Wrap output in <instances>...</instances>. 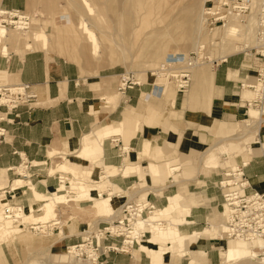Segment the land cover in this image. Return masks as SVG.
Returning <instances> with one entry per match:
<instances>
[{"label": "rangeland", "instance_id": "1", "mask_svg": "<svg viewBox=\"0 0 264 264\" xmlns=\"http://www.w3.org/2000/svg\"><path fill=\"white\" fill-rule=\"evenodd\" d=\"M89 1L91 5L90 9L83 6L81 0H0V11L1 9L22 11L24 16L29 17V26L27 28L34 25V27H36V24H38L36 28H42L50 38V47L48 51L39 48L30 51L28 47H24L25 43L21 38V36L23 37L21 32L24 30H15L16 27H14V25L7 26V29L14 31L15 39H20L16 40L18 41L17 43H10L9 55L2 56L0 54V70L8 72L12 76L5 82H1L0 80V84L20 85L22 82L16 79L12 75V72L8 70V64L14 57L23 58L26 54L34 52H43V54H45L46 64L49 63L51 66L55 64V58L73 62L78 65L82 71V75H98L100 73L102 77H114L128 72L136 77V82H141L142 85L146 84V86H149V84L153 85L142 91L133 90L131 96L128 93L129 98L131 97L130 100L123 95V98H120L118 104L120 110L123 112L130 107H138L143 94H151L146 111L150 106L153 108L155 104L161 106V103L163 107L161 108L162 110H160L161 113L153 108V116L157 119L154 121L145 119L143 126L156 127L153 124L159 122L158 119L167 116L168 124H170L168 143L174 150L176 149L177 152L175 153L177 159L181 157L178 153V143L185 144V142L187 144L191 143V145L197 149L193 152H198L196 155L198 159L193 163V168L189 170H186V168L184 170V168L177 163V165L183 169L177 171V178L171 176L166 183L160 187L165 189L160 199L159 197L150 195L151 192L146 190L148 186L151 188L154 187L153 183H149L148 180L143 185L141 184L140 187L134 183L130 188H124L123 190H125L127 194L123 196L126 199L122 200L123 207L120 210V215L122 216L114 221H110L98 216L99 214L94 203L96 199L93 201L94 206L92 203H82L81 208H79L76 206L75 202H69L64 195L65 192L57 194L59 192L57 191L52 196L48 195L51 193L50 189L57 188L63 180L62 177L65 176L60 172H55L51 175L50 170L52 168H57L61 163H65V159L76 161V159H73L71 156L63 155L65 153V141L68 139L57 138V140L53 142L49 141L45 144L47 149L49 148V151H57V154H54V158L49 157L50 152L44 151L30 152L28 157L14 156L13 152H7L6 149L0 146V172L4 169L11 168V170L8 171V178L10 181L23 178L31 183L29 186H24V181L22 180L23 182L18 186L14 185L15 181L12 182V184L5 183L0 185V189H5L0 192V195L3 196V198L0 199L4 203L23 209L36 206L37 203L33 191L30 190L31 187H34L37 192L45 194L44 196L54 199L57 196H64L67 201L57 205L56 208L58 217L56 219H59L58 222L61 224L53 227L56 221H50V224L38 225L40 227L39 230L34 228L37 226L19 225V230L17 229L18 234L9 235L11 236L10 238L9 236H6V238L0 236V240L3 239L0 245L3 248L6 259V261H4V259L0 257V264H150V260H148L145 255H141L138 260L136 259L133 251L139 248V243L137 238L127 239L128 235H126V232L133 231L134 219L137 220L139 218L146 220L151 212L158 211L164 206L166 207L168 205L167 197L178 193L181 188H185L186 195L178 194V204L185 209V219L189 222L179 226L183 234L188 235L194 232H202L205 229L212 230V228L215 225L218 226L219 223L226 225L225 227L227 228L235 229V232L221 233L219 231L221 237H216V239L209 237L206 230L204 236L206 237L205 241L198 242L195 246V250H201V252L206 251L207 256L202 255L201 252H197L194 253V255L183 257L182 255H187L191 252L187 254L181 253L182 255L179 260L171 261V263L167 264H191L192 261H195L196 264H220L221 252L225 249L226 240L238 237L245 238L241 235L242 233L236 232V230H245L246 225H250V222H245V219L242 217V212L247 210V208L245 209L244 207H250V204L246 202L239 203L237 207H234L237 212L236 215L231 216L230 220L229 217L225 218V203L227 204L228 201L225 184L222 185V183L234 180L226 175L227 171L231 170L236 165L237 170L241 168L240 170L244 172L243 161L247 158L245 156H248L250 150L255 153V149L259 144V132L256 133L257 135L254 132L258 130V123L264 120V117L261 119L259 116H249L247 112L252 107L246 105V108L242 109V114L238 117L233 116L231 119L225 117L214 118L213 109H215V107H213L202 94V92L208 90V87L198 85L196 81L198 77L196 75L198 69L208 63L213 64V70L214 73H216V63L226 59L230 55L240 54L238 56L241 57V59L239 60L238 67L235 69L241 67V62L244 64L247 61L252 70L247 73L244 80V77L236 79L235 84L243 80L254 85L258 78V71L264 69V57H261V54L264 55V42L260 39H264V28L261 29L259 27L260 24H258L260 14H255L256 10L253 11V13L257 15V18L256 21H254L256 33L252 38L249 37V39H247L245 36V25L249 23L247 22V24L232 26L238 33V37L223 42L224 32L227 28L218 27L215 29L220 30H211V27H209V29L205 26L206 29L201 30L202 26L199 25V21H197V23L195 22L196 24H189L187 10L189 0ZM260 4V0H253L255 9H257ZM201 12H203V6L198 9L195 21L198 20ZM258 12L260 11H257V13ZM253 13L249 15V19L253 16ZM82 16H84L91 25L92 30L99 40V44L101 41L106 42V44L101 45L103 50L102 53L105 51L106 54H99V57L98 55L95 57L91 54L92 42L87 39V36L82 30V20L80 19ZM136 17L141 18L142 22L137 21ZM209 32L213 34L210 35ZM38 45L40 46V44ZM246 45H249V47L246 48ZM155 52L156 54H160L159 60L152 57ZM194 52H198L200 57L196 59L192 68H188L187 73L191 81L188 85L181 84L184 86L186 85L183 92H179V86L174 80L170 79V74L166 75V78L152 75L156 70L158 71L165 65H168L166 63L169 62L171 57H178L184 60ZM174 66L180 67L179 65ZM158 78H163L164 83L160 86H155L154 83L158 81ZM246 82L245 84L242 82L240 87L249 85L246 84ZM118 86L119 78H116L113 92L117 91V88H119ZM243 87H237V91L243 94V96L244 92H248L249 90L253 91V89H246ZM9 88L13 89L14 87L12 86ZM32 89L35 91L34 88ZM191 89H194L196 92L192 94L191 101L187 102V93ZM211 90L215 91L217 99L222 96L220 90L214 85V79L213 87L210 91ZM174 92L177 93L178 108H180L183 103V109L180 115L183 119L185 118L184 120L178 119L176 113H172L171 104H174L175 101L172 103L170 97H172L171 95H173ZM99 95L100 91L97 92V98H100ZM38 96L39 98L37 101L22 106L31 109L35 106L43 105L40 94ZM252 96V98L255 99V92ZM254 99H251V101ZM108 102L109 101H107L105 105H110L107 104ZM87 103H92L97 108L101 104L98 100H92ZM3 108L5 107H0V110ZM87 108L88 107L83 104V109ZM260 109L261 108L254 107V110ZM15 110L17 109L10 111ZM140 116L141 115L138 116L137 120H139ZM245 120H249L253 125H251V129H244L243 123ZM222 122L232 123V125H221ZM106 124L109 123L105 122V125ZM159 136V133H155L153 140H157L156 138ZM177 136H179L178 141L176 139L178 138ZM4 137L0 140V145L5 142ZM172 137L175 139L173 138L171 141L170 139ZM195 140H200V146L194 145L192 141ZM136 143L137 146L134 145L135 149L140 147L139 143H141V141H137ZM117 145L118 152L125 155L126 152L119 147V144ZM235 147L238 149H235ZM42 149L44 150L45 148ZM183 150L185 151L186 149L182 148V151ZM213 150L217 152H213ZM164 152H168V149ZM212 154L216 155L215 159L218 161L217 163L209 159L213 156ZM76 156L78 157V154ZM146 160L149 161L152 159L148 156L144 160H141L139 166L140 171L141 169H145ZM83 165L86 168H83L81 172H79V170L73 172L64 170V165L61 167L60 170L63 173L72 174L65 176L70 179L71 186L66 185V189H62L61 186L62 190L68 191L70 190L69 188L79 189V184L76 179H83L80 178L81 175H89V171L91 173V169L95 166L89 162L83 163ZM141 166L143 168H141ZM21 168L25 171L24 175L19 171ZM120 173L121 171L118 172V174ZM99 174H103L101 170ZM72 176L75 178L72 179ZM109 180L113 184L112 180ZM63 183H65V178ZM89 183L94 184L92 181H89ZM254 183L255 182H250L248 185H250V187L253 186L254 192H259L255 188ZM72 191L75 190L72 189ZM188 191L195 196L190 195ZM107 195L108 192L103 193V197L107 198ZM115 197L118 196L116 195ZM192 197L193 199L196 198L197 206L191 208ZM81 199L82 198L77 199L76 202L79 204ZM190 209L191 212H189ZM188 214L189 216H187ZM181 216L182 215L175 219L181 220ZM155 221L158 222V220ZM170 223L171 225L177 224L171 221ZM162 224L166 225L165 222H162ZM21 235L23 236L22 238H20ZM139 236H142L141 239L143 240H149L152 235L146 232L144 233V230L140 229ZM245 239L251 240L253 237H247ZM27 240L30 241L25 242ZM130 241L131 243H128ZM81 245L85 246L82 248L83 250L78 248L73 254H67L68 248H70L69 251H71L73 247ZM256 251L259 252V259L264 258V249H257ZM65 254L70 256V259L68 261H60L59 257Z\"/></svg>", "mask_w": 264, "mask_h": 264}, {"label": "crops", "instance_id": "2", "mask_svg": "<svg viewBox=\"0 0 264 264\" xmlns=\"http://www.w3.org/2000/svg\"><path fill=\"white\" fill-rule=\"evenodd\" d=\"M41 54H43V52H39V53L34 52L31 54H26V56H24L23 58L14 57L8 64L7 67L8 70L12 72V75L16 79H19L22 83L29 84L35 89L38 95L40 94L43 105L37 107L35 106L34 108H31L32 110L29 109L28 107L26 108L25 106H21L15 111H10L7 108L1 109L0 126H2L6 130V134L4 137L5 142L2 143L0 146L6 149L7 152H13L14 156L18 155L19 157L20 156L28 157L30 152L44 151V152H50L49 157L51 158L50 155L52 153L56 155L57 151L56 150L49 151L48 150L49 148L47 149L45 144L48 143L49 141L53 142L57 140V138L68 139L65 141V147H64L65 153L63 155L71 156L73 157V159H76V161L65 159V163L59 164L57 168H52L50 170L51 171L50 173L52 175L55 172H60L65 176H69L72 174H65L60 170L63 165L69 167L71 166V164L72 165L77 164L80 167L79 172H81L82 171L81 169L86 168L84 167L83 163L89 162V161L85 162L83 159H79L76 156L79 150L78 148H80L81 142L84 140V138L93 134H99L100 132L109 129L110 126H116L122 121L124 117V113H126L129 109L138 108L139 105L138 107H130L122 112L118 106L121 98L120 96H118L119 88H117L116 92H113L116 80L114 82V85L110 87V89L106 87V82H104V79L113 78V77L111 76L102 77L100 73L98 75H82V71L80 70L78 65H76L73 62H68L64 59L62 60L60 58H55L56 60L55 64L51 66L49 65V63L46 64L45 54L43 55ZM238 55L240 54L230 55L227 57L226 60L225 59H223V61L220 60V62L216 64L217 72L214 73V78H213L214 85L216 88L220 90L222 96L218 98L221 101V106L219 108L213 109L214 118L225 117L231 119V117L233 116L238 117L239 115L242 114V109L246 108V105L248 106L249 103L251 102V100H247L252 98L251 94H249L248 92H244V96H243V94H240L237 91V87L242 88L240 87V84L242 85V82H244L243 84H245L246 81L243 80L245 79L247 73L252 70L249 62L247 61L244 64L241 62L242 64L241 67L235 69L238 67L239 60L241 59V57H239ZM0 71L6 72L2 70ZM9 77L10 78L12 77L11 74H9ZM114 77L119 78V84H120V76L118 75ZM241 77L242 78L244 77L243 80L238 81L237 84H235L236 83L235 80ZM246 84H251V83L246 82ZM151 85L153 84H149V86H146V84H143L142 86H136L131 90H127L124 96L126 98H129V95L130 96L132 95L133 90L142 91L147 87H151ZM98 91H100V95H99L100 98H97L96 96ZM130 99L131 97L129 98V100ZM92 100H98L101 102L98 108L94 106V104L92 103H87ZM107 101L110 102V105L108 106L105 105ZM83 104L86 105V107L88 108L83 109ZM182 104L181 107L178 108L177 93H176L175 103L171 104V110L172 113H176L177 118L180 120L185 119V118L183 119V117L180 115L183 109ZM160 105L161 106H159V104H155L153 105V108L158 112H160V110H162L161 108L163 107V104L160 103ZM263 106L264 103L260 105L258 108L263 109ZM153 108L152 106H150V108L139 117L137 132L135 136L130 139L128 147L126 146L122 138V135H116V136L113 135L102 142L101 145L102 152H99L97 160L89 162L91 164H94L95 166L97 165L99 166L100 168L99 173L100 170L102 173H104L107 167L115 168L117 170L116 172L117 174H114V176L113 175L108 176L104 180V183L106 185L105 190L108 192L107 196H109L111 193L114 196L117 195L122 200H124L126 198L123 196L127 194V192L123 190L124 188H130V186H133L134 183H136V185H139L140 187L141 185V180L139 177L140 174L139 175L133 174L134 171L140 172L139 169L140 162H137L136 159L138 154L143 151L145 142L147 140L153 141V137L155 133L160 134V136L156 139H161L162 141L167 142V145L169 144L168 141L166 140L167 139L166 135L168 137L170 135V127H169L170 124H168L169 122L167 116L162 119H158L159 122H155L153 124L156 127H150L146 125L143 126L145 119L149 121H154L157 119L154 118L153 116ZM251 110L254 109L251 108L247 112L249 116L251 115L252 112ZM105 122L109 124L105 125ZM234 124H239V123H234ZM221 125H232V123L222 122ZM177 137L178 138L176 139L178 141L179 136ZM258 137H259V144L255 149V153L254 155L253 153L250 155V161L247 164H245L243 167L246 178L250 182H255L254 183L255 188L259 192L264 193V120H262L260 123ZM173 138L174 137H172L170 140L172 141ZM74 139H78V140H74ZM137 141L138 142L141 141V143H139L140 147L135 149L134 145L137 146L136 143ZM192 142L194 143V145L200 146V140L198 141L195 140ZM117 144H119V147L122 148L124 152H126L125 155L124 154L122 155V153L118 152L119 150L117 149L118 146ZM178 145H179L178 153L181 156L180 159L179 158H178L179 160L177 159L175 153L177 151L176 149L174 150V148H172L170 144L168 146V152H166L167 155L169 154L168 157L176 161L180 166L184 168V170L185 168L186 170L193 168V163L196 162V159H198V157L196 158L198 152H193V151H196L197 149L194 146H192L191 143L188 144L186 142L185 144L178 143ZM42 148L45 149L43 150ZM182 148L186 149L185 151L188 152H185L184 150L182 151ZM33 162H37V161H33ZM148 162L154 163L155 161L149 160L147 161L145 166L148 164ZM95 166L91 170L95 169L96 168ZM9 170H11V168L4 169L0 172V185H3L5 183L12 184V182L19 179L24 181V186H29L31 184L30 182H27L23 178H18L13 181H10L8 178ZM19 171L21 172L22 175L25 174L23 168H21ZM119 171H121L120 174H118ZM126 174L128 175L126 176ZM65 176L62 177L63 180L65 178L64 185L71 186L70 179ZM73 178L75 177L72 176V179ZM109 179L112 180L113 184ZM63 180L61 181V184L57 188L55 189L51 188L50 189L51 193L48 195L52 196L57 191H59L57 194L65 192L64 195L67 197L69 202L70 201L75 202L76 206L79 208H81L82 203H92L94 206L93 201L95 199L100 198L98 193H94L90 196L91 199L90 198L84 200L81 199V202H79L78 204L75 200L81 197V194L78 191H72V192L60 191L61 186L63 185ZM153 185H154L153 188L148 186L146 190L151 192L150 195H153L154 197H159L160 199L161 196L164 194L163 191L165 189L160 188L162 187L161 184H153ZM30 190L33 191L34 198L35 197L37 198L35 194L45 195L37 192V190L34 187H31ZM106 191H104L103 193H105ZM70 194H74V195H70ZM178 194L186 195L185 188H181V190L178 193L170 197H177L179 196ZM189 194L194 195L190 192ZM168 199L169 196L167 197V200ZM191 200H192L191 208L193 206H197L196 198L193 199L192 197ZM189 212H191V209ZM189 214L187 216H189ZM98 216L110 221H114L122 215L114 219L109 217L107 218L106 216H102V215H98ZM185 217H186L185 214H183L180 217L182 222L174 224L172 225V227L179 230V232L183 236H192V234L194 235L196 233L198 234V239L195 243L190 245L191 253L187 255H182L183 257L188 255H193V253L201 252V250H195V246L198 242L205 241L206 239V237H204L205 231L208 230L205 229L202 232H194L188 235L183 234L179 229V226L184 223H189L185 219ZM140 229H143L144 233L146 232L151 234V232H148L149 230L144 227L141 228L139 227L137 234L136 232H134L133 229L134 234L131 238L132 239L137 238V241L139 243V248L133 251L134 254L135 251L140 250L141 245L145 244V242L147 241L141 239L143 235L138 236ZM162 246L164 247L165 245L162 244ZM166 246L169 247V245ZM202 252H205L207 256L206 251H202ZM141 255H145V257L148 260L150 259L149 255L143 251H141L139 254H135L136 259L137 260L140 259ZM180 256L181 255H178L176 253L172 254L168 258V260H165L164 262H162V264H167V263H171V261L179 260ZM150 264H152L151 259H150Z\"/></svg>", "mask_w": 264, "mask_h": 264}, {"label": "bare ground", "instance_id": "3", "mask_svg": "<svg viewBox=\"0 0 264 264\" xmlns=\"http://www.w3.org/2000/svg\"><path fill=\"white\" fill-rule=\"evenodd\" d=\"M206 1L207 0H200V1L189 0V2H188V9H187L188 10V16H189L188 22H189V24L190 23L196 24L197 21H199V25L202 26L201 30L206 29L205 23H206V19L208 17V14H209L207 11V8L205 7ZM81 3L83 6L87 7L88 9L91 8L89 0H81ZM202 6H203V12H201L198 20L195 21V18L197 15L196 13L198 12V9ZM0 13H1V11H0ZM119 15H121V14H119ZM256 16L257 15L253 14V16L249 19V23L247 25H245V30H246L245 36L247 39H249V37L252 38L254 36V34L256 33L255 32V22H254V21H256V18H257ZM22 19H24L23 16L21 17V20ZM80 19L82 20L81 27H82L84 34L87 36V39L91 40V42H92L91 43V46H92L91 54L94 55L95 57H97L96 55H98V57H99V54L100 55L106 54L105 51L102 53L103 50L101 48V45L106 44V42L101 41L99 44V40L96 37V35H95L94 31L92 30V27L89 24V22L87 21V19H85L84 16H82ZM137 21L142 22V19L137 18ZM20 23L24 24L23 21H20L19 23H16V24H20ZM34 24H36V23H34ZM28 25H29V23H28ZM36 25L38 26V24H36ZM34 26L29 27V28L24 27V26H20V27L17 26L15 28V30H18V31L24 30L21 32L23 35V37L21 36V38H22L23 42L25 43L24 47L25 48L28 47L29 48L28 50L34 51V50L39 48L41 50L48 51L49 47H50V38L47 36V34L45 33V31L42 28H36L37 26L36 27H34ZM214 30H220V29H214ZM209 34H210V32H209ZM212 34L213 33H211L210 35H212ZM237 35H238V33L232 27H229L224 32L223 42H226V40H229V39H231V40L235 39L238 37ZM19 36H20V34H19ZM15 38L16 37L14 35V31L9 30L6 27L0 26V54L2 56L9 55L10 43H17L18 41H16V40L20 39V38L19 39H15ZM260 39H261V41L264 42L263 38H260ZM38 44H40V46ZM245 47L248 48L249 45H246ZM107 53H111V52H107ZM263 53H264V51H263ZM122 56H124V55H122ZM152 57L156 60H159L160 54H156V52H155V53H153ZM167 66H169V65H167ZM188 68H192V67H188ZM188 68H187V70H188ZM156 71L152 74L153 76L166 78V75H169V73L159 74V70L157 72ZM185 76L190 77L189 74H186ZM196 76L198 77L196 80L198 82V85H201L202 87H204V86L208 87L207 91L202 92V94L205 96L206 100L208 99V102L213 107L219 108L221 106V101L219 99H217V96L215 95V91H213V90H211L212 92L210 91V89L213 87V78H214L213 64L208 63L204 66H201L198 69ZM9 78H10L9 74L7 72H1L0 71L1 82H5L6 80H9ZM115 80H116V77L104 79V82H106V87H108V89H110V87H112L114 85ZM139 83H141V82H139ZM163 83H164V79L158 78V81H156L154 84H155V86H160ZM21 85L22 84H20V85H16V84H13V85H3L2 84L1 85L0 84V87L1 86H8V87L13 86L14 88H16V87L21 86ZM180 85H178L179 89H180ZM243 86L246 89L247 88L250 89L252 84L243 85ZM13 90H16V89H13ZM195 92L196 91L194 89H191L190 91H188L187 97H186L187 102L191 101L192 94ZM118 93L122 99L124 94L120 91V84H119ZM248 93L253 95L254 91L249 90ZM171 96L172 97H170V101H172V103H174L175 97H176V92H174V94ZM150 97H151V94L143 95V97L140 101L139 107L129 109L126 113H124V117H123L122 121L119 124H117L116 126H110L109 129L106 128L107 130L102 131L99 134H93V135L85 137L84 140L81 142L80 148H78L79 150L77 153L78 154L77 158H81L85 162L97 160L99 152H102L101 151L102 142L104 140L108 139L109 137L113 136V135H115V136L116 135H122V138H123L126 146L128 147L130 139L135 136L137 129H138L137 124L139 123V120H137V118L139 115H142L143 113L146 112ZM255 98H256V96H255ZM251 99H254V98H251ZM107 104H110V103L108 102ZM252 109H254V107H252ZM251 115H252V117L253 116H259V118L262 119L264 117V106H263V109L252 110ZM260 123L261 122L259 121L258 130L254 132L255 134L257 132H259ZM251 125L252 124L249 122V120L244 121V123H243L244 129H249V128L251 129ZM164 130H165V128H164ZM243 132H244V130H243ZM241 133H242V131H241ZM233 134H234V132H233ZM122 138H121V140H122ZM166 138H167L166 140L168 141L169 137L167 135H166ZM240 138H242V137H240ZM223 141H224V139H223ZM227 142H229V141H227ZM123 146H125V145H123ZM67 147H68V145H67ZM167 149H168L167 142L162 141L161 139H157V140H153V141L147 140L145 142L143 151L138 154L136 160H137V162H141V160H144L145 158L150 156V158L155 162L154 163H148L146 165V168L141 169L140 172L134 171L135 174H138V175L140 174L139 177H140L142 185L145 182H147V180H148L149 183L161 184L163 186L171 176H174L175 178L178 177V175L176 174L177 171H179V170L181 171V169H183V168L180 167L179 165H177L176 161H174L168 157L169 154L167 155V153L164 152ZM235 149H238V148L235 147ZM211 150H212V148H211ZM213 152H217V151L213 150ZM249 153L250 154H248V156H245L247 158L243 161V165L247 164L250 161V155L252 153L254 154V152H252V150H250ZM212 155L213 156L209 159L216 161V159H215L216 155H214V154H212ZM50 156H51V158L54 157V153H52ZM203 159H201V160H203ZM217 162L218 161H216V163ZM95 167H96L95 169L91 170V173L89 171V175H81L80 178H83V179H80V180L76 179V181L79 184V189L69 188L70 190H68V192H71L72 189L75 191H78L81 194L80 198H82V199H88V198H90V196L92 194L98 193L100 198L96 199L94 202L95 208H96L98 214L102 215V216H106L107 218L109 217V218L114 219V218L120 216V214H121L120 210L123 207L122 199L120 197H115L111 193L109 196H107V198H105V197H103V192L106 191L105 190L106 185L104 183L105 178H107L108 176H112V175L114 176V174H117L116 169L107 167L105 169L106 171H104L103 174H99L98 173V170L100 169L99 166L97 165ZM63 168H64V170H70L72 172L75 170L80 171V169H79L80 167L77 164L71 165L69 167L63 166ZM141 168H143V167L141 166ZM215 168H217V167H215ZM232 169L234 172H237V165L235 167H233ZM127 175L128 174H126V176ZM236 176H237V181L242 180L241 176H238V174H236ZM98 180H99V182H95ZM89 181L94 182V184L89 183ZM22 182H23L22 180H16L14 182V185L18 186ZM64 184L65 183H63V185H62V189H66V185H64ZM224 184H225L224 185L225 191L227 192V194L233 193L234 191L239 190V192L237 194H231V195L229 194L228 197H232V196L235 197L237 195H238V197L241 195L242 196L243 195L244 196L249 195V194H251L252 190H254L253 186L252 187H245V188L235 187L234 185H232L230 183V181H225ZM62 189L60 191H65ZM4 190L5 189H0V192H2ZM151 190H153V189H151ZM35 195L37 196V198L35 197L36 198L35 201L37 204H36V206L31 207L29 209L13 207L12 205H8V204L4 203L0 199V236L1 237L6 238V236L8 237L9 235L18 234L17 229L19 228V225L20 226H22V225L37 226L34 228L39 230L40 227L38 225L46 224V223H49L50 221H56V223L53 224V227L55 225L61 224L60 222H58L59 219H56V218H58L56 208H57V205L67 202L66 199L64 198V196H60V197L57 196L54 199L52 197H48V196H44V195H39V194H35ZM76 195H77V193H76ZM0 198H3V196L0 195ZM77 199H79V198H77ZM77 199H75V200H77ZM229 199H230L229 200L230 202H233L232 205H238L237 200H235V199H237V197H235V199L234 198L233 199L229 198ZM178 200L179 199H177V197H169V199L167 200L168 205L162 209H159L158 211L151 212L149 214V217H147L146 220H144V219L142 220L139 218L137 220H135V219L133 220L134 221V223H133L134 232H136V234H137L139 227L140 228L144 227V228L148 229L149 230L148 232H151V234H152L151 239L147 240L145 242V244L141 245L140 250L135 251V254H139L141 251L146 252L150 257L152 264H162V262H164L165 260H168V258L172 254H175V253L178 255H182L181 253H183V254L190 253V249H189L190 245H192L193 243H195L197 241L198 234L195 233L194 235L192 234V236H183V235H181L179 230H177L175 228L173 229V227L170 223V221L174 222V223L182 222L181 220L175 219V218L179 217L180 215H183L185 212V209L179 206ZM230 205H231L230 203H228V204L225 203V210H226L225 215L227 214L226 218L230 217L234 213L233 208ZM141 210H142V208H141ZM152 216H154V217H152ZM155 220H158V222ZM162 222H167L168 224L165 223L166 225H163ZM146 224H148V225H146ZM225 226L226 225H222L219 223L218 226L215 225L212 228V230H207L206 233L209 234V237H213V238L221 237L220 232L221 233H230L232 231ZM46 229H48V228H46ZM19 233H21V232H19ZM126 233H127L126 235H128L127 239H130L134 234L133 231H131V232L128 231ZM10 237L11 236H9V238ZM22 237L23 236L21 235L20 238H22ZM1 241H3V239L0 240V243H1ZM29 241L30 240H27L25 242H29ZM130 242H128V243H130ZM125 243H127V242H125ZM162 244H164L165 246L169 245V247L168 246L163 247ZM83 247H85V246L84 245H81L78 247L75 246L72 248L71 251H69L70 248H68L67 254H73L75 250H77L78 248L82 249ZM257 249H259V250L264 249V240H261L259 238L248 240V239L240 238V237L235 238V239H228V240H226L224 251L221 252V263L220 264H237V263H245V262L248 264H250V263H252V264H264V258H262V259L258 258L259 252L256 251ZM67 254L61 255L59 257V260L60 261H68L70 259V256H68ZM201 254L206 255V253H203V252H201ZM193 255H194V253H193ZM0 257H2L4 259V261H6L5 254L3 252V248L1 247V245H0ZM94 257H95V255H94ZM191 264H196V263H195V261H192Z\"/></svg>", "mask_w": 264, "mask_h": 264}, {"label": "built area", "instance_id": "4", "mask_svg": "<svg viewBox=\"0 0 264 264\" xmlns=\"http://www.w3.org/2000/svg\"><path fill=\"white\" fill-rule=\"evenodd\" d=\"M260 5L257 9L253 6V0H207L205 3V7L208 11V17L206 19V26L207 28L211 27V30L224 27L229 28L235 25H243L249 22V15L253 13V11H260L256 12L255 14H260L258 20L260 24V28H264V0H260ZM254 14V13H253ZM24 19L21 20V17ZM17 19V20H16ZM20 21H23L24 24H16ZM29 17L24 16L23 12L20 10H1L0 13V26L7 27L10 25L17 26H24L28 27ZM210 29V28H209ZM200 57L198 52H194L188 58L181 60L180 58L171 57L168 64L169 66L165 65L161 70H159V74H170V79L174 80L177 85L180 84H189L190 78L185 76L188 74V67H192L195 64L196 59ZM261 57H264L261 54ZM227 59V58H226ZM225 59V60H226ZM223 61V60H221ZM219 63V62H218ZM217 64V63H216ZM174 65H179L180 67H175ZM21 86H18L16 90H13L9 87L12 86H1L0 87V107H5L8 110L18 109L20 106L24 104L31 103L33 101H37L39 96L30 85H26L21 83ZM136 86H142L141 83L136 82V77L129 73H125L120 75V91L125 94L127 90H131ZM185 86L180 85L179 92L184 91ZM250 89L256 93V98L249 103L250 107H259L264 103V69L258 71V78L254 85L251 86ZM6 130L0 127V140L5 136ZM238 168L237 172H234L233 169L227 171V177H230V183L238 188H245L250 187V182L248 179L245 178V174L243 170ZM235 173V174H234ZM241 176L240 181H237V176ZM224 185V182L222 183ZM239 190L234 191L231 194H237ZM227 197L228 203H230L231 207L233 208L234 213L231 215H236L237 210L234 207L238 205H232L233 202H230L229 198L237 197L238 204L242 202H246L250 204V207H244L247 210L242 212V217L245 219V222H250V225H246V229L236 230V232L242 233L241 235L245 238L253 237V239L259 238L264 240V193L254 192L252 190L251 194L249 195H241L238 197ZM227 203V204H228ZM229 217V220L231 218ZM253 226V228H252ZM230 229V228H229ZM232 230L230 233L235 232V229Z\"/></svg>", "mask_w": 264, "mask_h": 264}]
</instances>
